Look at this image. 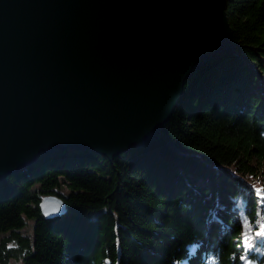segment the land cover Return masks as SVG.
Here are the masks:
<instances>
[{
  "label": "trees",
  "instance_id": "16d2710c",
  "mask_svg": "<svg viewBox=\"0 0 264 264\" xmlns=\"http://www.w3.org/2000/svg\"><path fill=\"white\" fill-rule=\"evenodd\" d=\"M226 13L234 51L186 79L156 136L112 159L55 151L0 180V264H264V0ZM53 194L65 212L47 218Z\"/></svg>",
  "mask_w": 264,
  "mask_h": 264
},
{
  "label": "water",
  "instance_id": "95a60500",
  "mask_svg": "<svg viewBox=\"0 0 264 264\" xmlns=\"http://www.w3.org/2000/svg\"><path fill=\"white\" fill-rule=\"evenodd\" d=\"M233 51L226 0H0V180L55 151L147 142L186 79ZM39 206L65 212L54 194Z\"/></svg>",
  "mask_w": 264,
  "mask_h": 264
},
{
  "label": "rangeland",
  "instance_id": "374dc122",
  "mask_svg": "<svg viewBox=\"0 0 264 264\" xmlns=\"http://www.w3.org/2000/svg\"><path fill=\"white\" fill-rule=\"evenodd\" d=\"M262 194H264V187L261 191ZM27 232H30V229L27 230ZM2 236V234L0 233V237ZM9 264H22L20 261H15V260H10V263ZM252 264H255V263H252Z\"/></svg>",
  "mask_w": 264,
  "mask_h": 264
},
{
  "label": "clouds",
  "instance_id": "9594fccd",
  "mask_svg": "<svg viewBox=\"0 0 264 264\" xmlns=\"http://www.w3.org/2000/svg\"><path fill=\"white\" fill-rule=\"evenodd\" d=\"M192 250H193V249L190 247V248H189V251H192ZM212 264H217V262H216L215 259H213Z\"/></svg>",
  "mask_w": 264,
  "mask_h": 264
}]
</instances>
